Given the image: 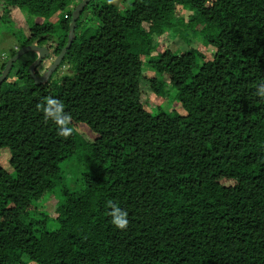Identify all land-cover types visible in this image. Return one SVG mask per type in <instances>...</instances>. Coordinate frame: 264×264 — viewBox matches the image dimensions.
I'll return each instance as SVG.
<instances>
[{"label": "trees", "instance_id": "1", "mask_svg": "<svg viewBox=\"0 0 264 264\" xmlns=\"http://www.w3.org/2000/svg\"><path fill=\"white\" fill-rule=\"evenodd\" d=\"M81 1L0 0L8 25L16 10L47 20L19 25L9 58L47 47L44 74ZM126 1L98 2L77 35L81 12L56 77L36 85L27 52L0 86V264H264V0Z\"/></svg>", "mask_w": 264, "mask_h": 264}, {"label": "rangeland", "instance_id": "2", "mask_svg": "<svg viewBox=\"0 0 264 264\" xmlns=\"http://www.w3.org/2000/svg\"><path fill=\"white\" fill-rule=\"evenodd\" d=\"M98 2L99 3L109 2V0H95V1H93V5L91 4L85 11H83L82 26L80 28L78 27L77 35L82 34L85 30L94 29L95 26L97 25V19H96L95 15L93 14V8ZM109 3H113L119 9H125V6H129L128 1H126V0H112V2H109ZM14 13H15L14 14L15 17L18 19V23L20 26H25V22H28V20H29V22H28L29 24L33 23L34 21L39 22V23L47 21L45 18H42V17H36V18L31 17L27 13L22 12L21 10H16ZM190 13H191L190 11L186 10L184 12V16L188 17ZM59 17L60 16L58 14H56L50 19L53 23H55L56 30H58V26H59V19H60ZM19 25L17 23H14L12 25H8V24H6V22H4L3 20L0 19V64L2 63V61L4 62L6 60V58H9L12 55V53L15 50V46L19 43V40L22 39V38H19V37L23 36L22 29ZM185 46H186V44H184V47ZM21 61L22 60H20L18 64H20ZM149 70L153 71V68H149ZM59 72L55 71V72H53L54 74L52 73L53 76L52 75L51 76L54 78L57 76V74H59ZM13 75H14V73H12V75H11V80L14 78V77H12ZM87 138H89L88 135H87ZM8 159H9L8 148L1 149L0 162L7 169H9ZM61 166L63 168L62 170L66 172V170H67L66 166L64 164H62ZM49 196H52V194H50ZM50 199H51V197L49 198V200L47 198L45 206L50 205L49 204Z\"/></svg>", "mask_w": 264, "mask_h": 264}, {"label": "clouds", "instance_id": "3", "mask_svg": "<svg viewBox=\"0 0 264 264\" xmlns=\"http://www.w3.org/2000/svg\"><path fill=\"white\" fill-rule=\"evenodd\" d=\"M112 2V0H109ZM256 96L264 99V82H261L255 92ZM44 114L45 120L53 121L57 126V134L62 137H69L73 134V129L69 127L71 116L64 110V104L57 98L48 97L45 102L38 106ZM109 209L108 215L111 217V222L118 229H125L128 226V212L122 209L117 203L112 200L107 201Z\"/></svg>", "mask_w": 264, "mask_h": 264}, {"label": "water", "instance_id": "4", "mask_svg": "<svg viewBox=\"0 0 264 264\" xmlns=\"http://www.w3.org/2000/svg\"><path fill=\"white\" fill-rule=\"evenodd\" d=\"M90 1L91 0H82L75 7V9L73 10L72 19H71L70 26H69V34H68L67 44L64 46V48L62 49L60 54L56 57V59L49 66V68L47 69V71L44 74H42L40 76L36 75L35 69L49 55L48 48L44 47V46L34 45V44L33 45L24 46V47H21L17 51V53L14 56H12L11 58H9V60L7 61L5 68L2 70V72L0 74V86L3 83V81L7 78L13 63L19 57H21L23 54H25L27 52H34V53L37 54L36 60L29 66V72L32 75V77L34 78L35 84L39 85V84L46 83L49 80V78L52 75V73L59 66L60 62L62 61V59L66 55L68 49L71 47L72 42H73V40L75 38L76 22H77V20H78V18L80 16L81 12L83 11V9L86 7V5Z\"/></svg>", "mask_w": 264, "mask_h": 264}]
</instances>
